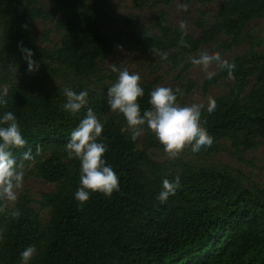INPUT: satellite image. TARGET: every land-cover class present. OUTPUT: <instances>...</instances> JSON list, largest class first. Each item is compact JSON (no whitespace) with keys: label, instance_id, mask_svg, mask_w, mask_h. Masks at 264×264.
<instances>
[{"label":"trees","instance_id":"1","mask_svg":"<svg viewBox=\"0 0 264 264\" xmlns=\"http://www.w3.org/2000/svg\"><path fill=\"white\" fill-rule=\"evenodd\" d=\"M51 1L53 7L44 9L39 0H0V91L8 90L0 116L14 113L32 149L34 158L23 161L27 148L13 150L17 163L33 165L38 177L54 184L36 201L49 212L45 221L27 192L0 212V264H22L21 252L30 245L37 252L28 264H264V185L248 183L227 164L184 158H207L221 143L237 151L264 144V51L249 48L228 60L235 63L231 75L219 68L218 76L205 82L206 90L218 78L232 77L228 90L213 98L216 109L209 114L206 104L201 110L212 145L197 153L186 147L181 156L164 161L152 158L153 150H164L146 125L133 141L123 115L109 109L106 92L116 78L102 73L103 63L124 43L143 53L151 48L168 53L173 63L178 54L195 52L221 35L229 39L224 44L229 50L251 38L246 26L264 17V0H221L209 23L195 21L197 35L171 26L163 11L152 31L140 28L138 16L109 18L108 0ZM130 1L137 9L153 2ZM50 20L61 34L60 43L41 49L33 27ZM117 23L129 29L121 30ZM182 36L190 46L180 44ZM20 41L34 52L38 71H26ZM54 78L60 83L45 89V81ZM139 83L143 113L151 107L154 83ZM189 86L191 81L187 90ZM65 87L88 92V104L78 113L63 109ZM89 107L103 124L99 142L107 145L104 159L117 173L120 190L111 198L90 193L80 206L74 198L80 164L67 157L65 145ZM176 176L180 185L175 195L160 202L156 197L163 179ZM15 209L22 213L19 219L10 215Z\"/></svg>","mask_w":264,"mask_h":264},{"label":"clouds","instance_id":"2","mask_svg":"<svg viewBox=\"0 0 264 264\" xmlns=\"http://www.w3.org/2000/svg\"><path fill=\"white\" fill-rule=\"evenodd\" d=\"M27 29L28 25L21 26ZM183 30L185 25L181 22ZM182 46L190 45L180 39ZM23 59L27 63L26 71L33 73L39 70L40 64L33 59L34 52L23 46V42L18 43ZM122 48V45H117ZM155 55V50L150 49ZM191 63L202 66L209 79L215 73L207 69L215 63L221 70H227L229 75L235 68V63H229L222 59L217 52L209 54L207 50L200 53L199 57H193ZM13 71L16 67L10 65ZM113 72H118L117 81L107 88L106 97L109 109L123 115L128 129L131 132V139L135 141L140 134L141 126H147L159 143L169 159H176L186 147H190L193 153L199 152L202 148L210 147L213 137L208 133L206 127L201 122V110L204 105L192 103L181 105L177 103V96L170 87L157 86L149 93V104L151 107L141 113L138 98L144 96V89L140 86L141 77L139 74L130 73L127 69H118L112 66ZM7 88L0 91V106H7ZM62 95L65 103L62 105L66 112L78 113L88 104V92L75 91L72 87H65ZM217 107L216 100L208 98L207 112L211 114ZM206 123V121L204 122ZM103 124L91 107L87 109L86 115L80 120L77 127L70 133V139L65 145L67 157L79 161V187L74 193L75 200L83 206L90 198V193L99 192L105 197L111 198L113 192L120 190L119 177L113 167L106 162L104 154L107 145L99 142L102 135ZM27 140L21 132L17 117L12 111H6L0 116V212H4L8 202L17 199L18 190L23 188L25 177L23 163H17L14 155L15 149H25L22 153L23 160H32V149L27 147ZM39 149H37V152ZM180 185V177L173 180L167 178L162 181V188L156 197L160 202H166L170 195H175ZM14 219H19L22 215L19 209L10 213ZM37 249L34 245L28 246L21 252L22 264H28Z\"/></svg>","mask_w":264,"mask_h":264},{"label":"rangeland","instance_id":"3","mask_svg":"<svg viewBox=\"0 0 264 264\" xmlns=\"http://www.w3.org/2000/svg\"><path fill=\"white\" fill-rule=\"evenodd\" d=\"M148 5L141 9L132 6L130 0H108L107 14L109 18L117 20L128 14L139 17L140 28L154 29L155 21L161 11L171 26L181 28V22L184 23V31L193 35H197L195 21L199 18L210 22V16L219 6L221 0H152ZM38 5L44 9H51L53 3L51 0H39ZM121 30H128L125 26H120ZM34 33L39 37L38 47L43 49H52L59 45L61 34L55 29L52 20L47 22H37L33 27ZM246 31L250 35L244 37L242 41L229 50L224 48V44L229 42L226 36H220L216 42H211L201 46L197 51L187 54H178L176 62H172V58L168 53L153 55L152 53H143L140 48L132 43H124L122 48L117 49L102 65V73L104 75L113 73L116 81L118 72L112 71L115 65L118 69H127L130 73L139 74L142 81H151L154 87L166 86L170 87L177 96V103L190 105L199 103L206 105L208 98H215L224 94L228 90V85L232 82V77L218 78L214 84L206 90L204 84L211 80L208 78L206 71L202 66H196L191 63L193 57H199L200 53L207 50L209 54L219 53L222 59L229 60L236 55L244 53L251 48L254 51H264V17L253 20L246 26ZM126 36L124 37V39ZM251 41V43L249 42ZM207 71L214 72L215 76L219 74V67L213 63ZM193 86H187L189 82ZM60 83L59 79H48L45 81L44 88L50 89ZM43 88V89H44ZM44 89V90H45ZM141 137V132L138 135ZM152 158L158 161L170 160L165 152H151ZM181 156V155H179ZM187 160L195 162L206 161L208 164H227L234 170L242 173L245 181L264 185V144L258 143L257 146L244 151H237L229 145V143H221V148L207 158L195 159L191 155H184ZM25 177L23 188L18 190L17 197L22 192H27L34 198L33 206L39 211V215L43 221L48 218V210L39 209L36 201L40 199L43 193L50 192L54 189V184L44 182L36 175L33 165L24 167ZM15 202V201H14ZM14 202H8L7 206L12 207Z\"/></svg>","mask_w":264,"mask_h":264}]
</instances>
